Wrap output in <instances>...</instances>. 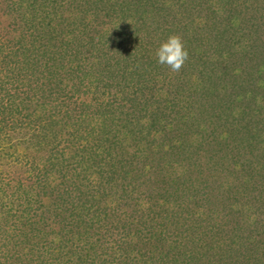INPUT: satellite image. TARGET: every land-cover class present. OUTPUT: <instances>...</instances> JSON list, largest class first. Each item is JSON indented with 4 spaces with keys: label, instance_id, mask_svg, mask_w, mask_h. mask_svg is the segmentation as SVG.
Masks as SVG:
<instances>
[{
    "label": "rangeland",
    "instance_id": "rangeland-1",
    "mask_svg": "<svg viewBox=\"0 0 264 264\" xmlns=\"http://www.w3.org/2000/svg\"><path fill=\"white\" fill-rule=\"evenodd\" d=\"M0 264H264V0H0Z\"/></svg>",
    "mask_w": 264,
    "mask_h": 264
},
{
    "label": "clouds",
    "instance_id": "clouds-1",
    "mask_svg": "<svg viewBox=\"0 0 264 264\" xmlns=\"http://www.w3.org/2000/svg\"><path fill=\"white\" fill-rule=\"evenodd\" d=\"M155 56L159 64L166 65L173 72H179L188 59V52L179 36L170 35L158 46Z\"/></svg>",
    "mask_w": 264,
    "mask_h": 264
},
{
    "label": "trees",
    "instance_id": "trees-1",
    "mask_svg": "<svg viewBox=\"0 0 264 264\" xmlns=\"http://www.w3.org/2000/svg\"><path fill=\"white\" fill-rule=\"evenodd\" d=\"M11 80V79H10ZM30 122H31V118H30ZM27 124H29V122L27 123ZM31 125V124H30Z\"/></svg>",
    "mask_w": 264,
    "mask_h": 264
}]
</instances>
